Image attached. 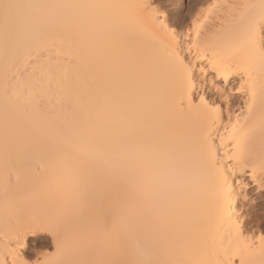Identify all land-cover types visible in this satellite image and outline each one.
Segmentation results:
<instances>
[{"label":"snow or ice","instance_id":"obj_1","mask_svg":"<svg viewBox=\"0 0 264 264\" xmlns=\"http://www.w3.org/2000/svg\"><path fill=\"white\" fill-rule=\"evenodd\" d=\"M0 160V264H264V0H0Z\"/></svg>","mask_w":264,"mask_h":264},{"label":"rangeland","instance_id":"obj_2","mask_svg":"<svg viewBox=\"0 0 264 264\" xmlns=\"http://www.w3.org/2000/svg\"><path fill=\"white\" fill-rule=\"evenodd\" d=\"M190 3L195 2V0H189ZM257 200H259L258 197H256ZM250 212V218L246 225V233L249 232V229H251L253 226H255L256 234L259 235V232L261 230V225H264V210L261 209L259 203L256 204V206L253 208L251 205H246L244 203L243 206V212ZM248 234V233H247ZM48 239L44 236H37L35 238H32L29 242L30 250L31 249H39L42 247L47 246Z\"/></svg>","mask_w":264,"mask_h":264},{"label":"bare ground","instance_id":"obj_3","mask_svg":"<svg viewBox=\"0 0 264 264\" xmlns=\"http://www.w3.org/2000/svg\"><path fill=\"white\" fill-rule=\"evenodd\" d=\"M235 83V81H233ZM13 164L18 168V169H26L28 166V162L24 158H19L13 161ZM4 180V163L2 160H0V186H2ZM244 200L242 198L236 200L235 202V209L237 212H243V206H244ZM245 228V232H246ZM248 233V232H247ZM246 233V234H247ZM32 238H30L29 242L31 241ZM257 261L259 260V257L255 258Z\"/></svg>","mask_w":264,"mask_h":264}]
</instances>
